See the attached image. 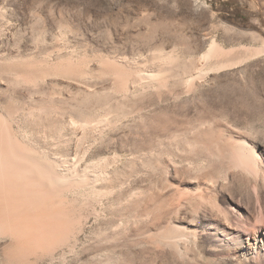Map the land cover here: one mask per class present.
<instances>
[{
    "label": "rangeland",
    "instance_id": "1",
    "mask_svg": "<svg viewBox=\"0 0 264 264\" xmlns=\"http://www.w3.org/2000/svg\"><path fill=\"white\" fill-rule=\"evenodd\" d=\"M212 41L228 52L204 60ZM263 44L264 0H0V117L86 183L63 192L76 215H89L76 248L63 263L41 252L25 259L231 264L218 243L264 232ZM104 58L133 72L127 90ZM66 60L84 61L85 77L36 73ZM82 114L104 119L93 146L53 141L55 122ZM243 142L253 163L233 152ZM11 242L0 232V264Z\"/></svg>",
    "mask_w": 264,
    "mask_h": 264
},
{
    "label": "bare ground",
    "instance_id": "2",
    "mask_svg": "<svg viewBox=\"0 0 264 264\" xmlns=\"http://www.w3.org/2000/svg\"><path fill=\"white\" fill-rule=\"evenodd\" d=\"M262 46L264 47V44ZM263 47L255 48V54L261 51ZM226 52L228 51H223L220 44L212 41L201 58L208 60L213 55ZM102 62L107 72L114 73L120 79V90H127L133 72L121 62L108 61V58H104ZM6 63L7 69L13 68V63ZM225 65L227 64L220 63L216 68ZM84 66V61L72 63L66 60L48 69L40 68L36 73L60 75L76 80L79 79L77 76L85 77L87 70ZM135 74L136 77L140 76L141 78V73L137 71ZM12 106V103H7V109L10 112L9 117L13 115ZM27 115L34 116L35 111H29ZM92 117L93 115L89 117L82 114L77 119L73 117L61 120L60 123L53 122L56 130L53 129L55 134L52 137L55 140H51L57 143V140L63 139L61 142L72 143L75 146L89 140L93 146L99 137L97 131L104 119ZM9 120L11 119L0 117V232L10 234L15 239L16 244L11 242L3 247V253L7 257L5 264H12L13 262L14 264H31L30 260H26L25 257L32 254L38 257L39 252L48 255L51 263L54 261L58 263L61 260L63 263L66 260V255L76 248L78 235L83 232L84 222L88 215L83 214L84 221L81 220L82 214L78 213L79 216L75 214L77 208L75 209L73 205L68 207L65 204L63 192L71 191L76 186L86 187V183L81 180V182H74L73 179L69 178L72 175L67 178L61 174L62 172L60 173L56 168L58 163H53L48 157L15 135ZM62 145L64 144L62 143ZM232 149L239 160L250 163L255 160V158L253 159L254 155H252L253 150L244 142L233 145ZM116 160V156H113L110 161L104 158V166L107 168V165ZM61 161L64 163V160ZM67 161H70V164L74 163L75 157L69 158ZM76 166L75 164L74 168ZM254 231L247 236L239 235L231 242L218 243L216 249L221 251L222 259L228 260V262L232 261L231 264H247L250 260L255 261V258L264 256V232L258 235ZM180 239L182 237L175 236L171 242L177 244ZM64 244L67 246L66 251L61 250V252L56 253L57 250L54 252L56 248Z\"/></svg>",
    "mask_w": 264,
    "mask_h": 264
}]
</instances>
